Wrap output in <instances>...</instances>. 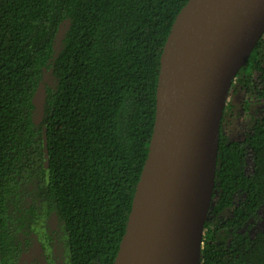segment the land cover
Here are the masks:
<instances>
[{
  "label": "trees",
  "instance_id": "1",
  "mask_svg": "<svg viewBox=\"0 0 264 264\" xmlns=\"http://www.w3.org/2000/svg\"><path fill=\"white\" fill-rule=\"evenodd\" d=\"M188 1L0 0V264H114ZM230 94L201 264H264V34Z\"/></svg>",
  "mask_w": 264,
  "mask_h": 264
},
{
  "label": "water",
  "instance_id": "2",
  "mask_svg": "<svg viewBox=\"0 0 264 264\" xmlns=\"http://www.w3.org/2000/svg\"><path fill=\"white\" fill-rule=\"evenodd\" d=\"M263 34L264 0H189L176 18L161 56L148 158L114 264H201L224 111Z\"/></svg>",
  "mask_w": 264,
  "mask_h": 264
},
{
  "label": "rangeland",
  "instance_id": "3",
  "mask_svg": "<svg viewBox=\"0 0 264 264\" xmlns=\"http://www.w3.org/2000/svg\"><path fill=\"white\" fill-rule=\"evenodd\" d=\"M67 25H64L62 27V30L60 32V36L59 38H57V44H58V47L60 46L59 42H60V39L63 37V34H64V31L67 29ZM55 83V80H54V77L53 75L51 74V72H47L46 75H45V79H44V85H48V86H53ZM44 85L40 88L38 94H37V97H36V106H37V111H36V121L39 122L40 121V117H41V113H42V106H43V94H44ZM242 95V94H241ZM239 99L242 98V100H244V98L241 96ZM231 100H234V96L233 94L229 95L228 97V101H231ZM250 101V105L253 106V107H258V105H256L255 101L254 100H249ZM248 117V118H247ZM240 121L237 123V125L241 126L242 128V131L243 130H246L248 131L249 130V126L248 124L251 122V112L248 110V111H243V113L241 114L240 116ZM250 119V120H249ZM237 134V133H236ZM243 133L240 131V133H238L237 135L238 136H241ZM55 225L52 224V227H54ZM44 258H43V254L41 252V249L38 245H35L29 252H27L21 262L19 264H44L43 262Z\"/></svg>",
  "mask_w": 264,
  "mask_h": 264
},
{
  "label": "bare ground",
  "instance_id": "4",
  "mask_svg": "<svg viewBox=\"0 0 264 264\" xmlns=\"http://www.w3.org/2000/svg\"><path fill=\"white\" fill-rule=\"evenodd\" d=\"M202 183H203V185H204L205 187L209 186L207 180H203Z\"/></svg>",
  "mask_w": 264,
  "mask_h": 264
}]
</instances>
